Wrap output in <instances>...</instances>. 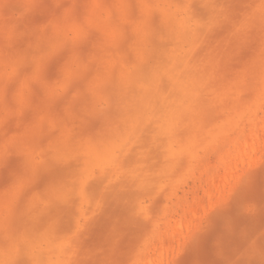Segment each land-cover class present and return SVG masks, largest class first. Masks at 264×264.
Instances as JSON below:
<instances>
[{"label": "rangeland", "instance_id": "1", "mask_svg": "<svg viewBox=\"0 0 264 264\" xmlns=\"http://www.w3.org/2000/svg\"><path fill=\"white\" fill-rule=\"evenodd\" d=\"M114 3L0 0V264H264V0H166L150 13L189 41L170 50L189 120L211 105L231 129L187 143L180 169L149 166L115 111L111 135L91 114L92 84L138 59L132 23L109 46ZM127 3L123 19L138 21L139 0ZM73 61L67 87H51Z\"/></svg>", "mask_w": 264, "mask_h": 264}, {"label": "clouds", "instance_id": "2", "mask_svg": "<svg viewBox=\"0 0 264 264\" xmlns=\"http://www.w3.org/2000/svg\"><path fill=\"white\" fill-rule=\"evenodd\" d=\"M165 3L166 0H139L141 18L127 21L123 19L128 13L127 0H115L116 21H104L111 33L109 46H119L126 39L125 23H132L138 59L123 65L115 79L108 73L92 84L91 114L101 121V134L111 135L116 126L110 114L115 111L119 124H132L131 128L123 129L124 134L136 136L138 151L145 153L149 166L170 165L180 169L188 163L187 143L221 140L231 129L211 105H201L197 118L191 121L183 111L188 97L183 92L181 70L171 61L170 50L183 49L189 41L177 32L171 18L164 17L155 26L151 23L150 13L163 8ZM79 70L75 62H71L65 69L64 81L53 82L51 87L62 91ZM166 81L171 82L170 87H165ZM109 87L112 92L106 90ZM2 94L0 85V99ZM64 147L70 148V145L65 143ZM123 163L130 165L134 160L129 158Z\"/></svg>", "mask_w": 264, "mask_h": 264}, {"label": "bare ground", "instance_id": "3", "mask_svg": "<svg viewBox=\"0 0 264 264\" xmlns=\"http://www.w3.org/2000/svg\"><path fill=\"white\" fill-rule=\"evenodd\" d=\"M252 123L250 124V126H249V130L246 132V133H244V131H242V132H240L239 133V135L236 137V139L233 141V143L231 144V146H230V148L226 151V152H224V153H222V156H221V160L222 161H225L226 159H229V158H231L232 157V155L236 152V151H238L239 150V148H240V146H242V145H240V143L242 142L241 141V138H242V136H244L245 134L247 135V136H250L252 133H253V131H254V128L257 126V122H256V120L255 119H253L252 121H251ZM264 124V123H263ZM245 135V136H246ZM243 139V138H242ZM246 140V139H245ZM256 140V139H255ZM241 141V142H240ZM246 141H248V140H246ZM245 141V142H246ZM251 141V144H246V146H247V148H246V150L248 149V151H252V148H253V146H254V144L252 143V140H250ZM122 142H123V140L122 141H120L119 140V143L118 144H116V145H118V147H119V150H120V153H121V149H122ZM245 144V143H244ZM253 145V146H252ZM243 148V147H242ZM241 151V150H240ZM248 151H244V152H248ZM243 152V151H242ZM241 152V153H242ZM239 153V152H238ZM251 153V152H250ZM118 155L117 156H120V154L119 153H117ZM248 155V154H247ZM238 156V155H237ZM242 156V155H241ZM238 158H240V155L237 157V159ZM243 158V157H242ZM248 158V157H247ZM249 158H250V161L252 160L253 161V157H252V155H250L249 156ZM244 159V158H243ZM242 160V159H241ZM239 161H240V159H239ZM255 161V160H254ZM233 164H234V162H233ZM230 167V163H229V165H228V167L226 168V170L228 169ZM234 167H235V165H234ZM233 167V168H234ZM231 172H232V170H231ZM231 172H230V174H231ZM233 173V172H232ZM83 174L85 175V171L83 172ZM222 178V177H221ZM220 179V178H219ZM223 180V179H222ZM220 181V180H219ZM218 183V182H217ZM216 183V185H220V184H217ZM220 183V182H219ZM213 184V183H212ZM210 185H211V183H210ZM215 187V186H214ZM217 187V186H216ZM219 187V186H218ZM217 187V188H218ZM178 222V221H177ZM176 222V223H177ZM181 223V222H180ZM179 224V222L177 223V224H175V225H178ZM182 225H183V222H182ZM179 226V225H178ZM178 226H176V228L175 229H178L177 227ZM175 227V226H174ZM174 227H173V229H174ZM180 228V227H179ZM174 229V230H175ZM173 230V231H174ZM180 230V229H179ZM177 231V230H176ZM178 232V231H177ZM159 236H161V235H159ZM171 238H173V233H172V236H171ZM150 244V243H149ZM147 246H149L148 244H146V247ZM160 248V247H159ZM159 251H161V252H159ZM157 252H159L160 254L162 253V250H157ZM154 253H156V252H154ZM154 253H152V255H154ZM159 253H157V254H155V255H157V256H153V259L155 260V258L157 259V257L159 256ZM162 255V254H161ZM160 255V256H161ZM149 256V255H148ZM150 257V256H149ZM147 258V257H146ZM161 259V258H160ZM160 259H159V261H160ZM158 260V259H157ZM157 260H155V261H157ZM158 262V261H157ZM159 263H161V262H159ZM158 263V264H159ZM132 264H148L147 263V261H146V259H145V257H143V258H139L136 262H133ZM157 264V263H156Z\"/></svg>", "mask_w": 264, "mask_h": 264}]
</instances>
